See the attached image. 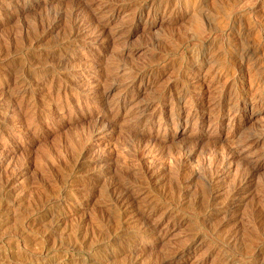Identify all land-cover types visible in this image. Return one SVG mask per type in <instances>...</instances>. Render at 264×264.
<instances>
[{"label": "rangeland", "instance_id": "374dc122", "mask_svg": "<svg viewBox=\"0 0 264 264\" xmlns=\"http://www.w3.org/2000/svg\"><path fill=\"white\" fill-rule=\"evenodd\" d=\"M0 264H264V0H0Z\"/></svg>", "mask_w": 264, "mask_h": 264}, {"label": "bare ground", "instance_id": "6f19581e", "mask_svg": "<svg viewBox=\"0 0 264 264\" xmlns=\"http://www.w3.org/2000/svg\"><path fill=\"white\" fill-rule=\"evenodd\" d=\"M127 197V196H126ZM126 208V207H125Z\"/></svg>", "mask_w": 264, "mask_h": 264}]
</instances>
